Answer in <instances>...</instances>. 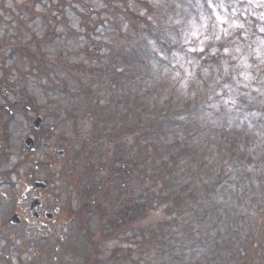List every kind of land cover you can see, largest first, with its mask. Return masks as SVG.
<instances>
[{"label":"rangeland","instance_id":"obj_1","mask_svg":"<svg viewBox=\"0 0 264 264\" xmlns=\"http://www.w3.org/2000/svg\"><path fill=\"white\" fill-rule=\"evenodd\" d=\"M59 1L64 3V8H62L64 17L62 20H65L66 16L69 21L68 25L73 29L78 30L77 26L80 25L81 21V16L72 10V8L75 7L79 13H83L84 19L94 21L92 23L97 26V31L99 34L96 36L98 41L101 40L102 42L106 41L107 43H113L115 48L121 47L119 50L115 51L114 56L112 55V59L115 58L114 61H111V58L104 59V62L93 60L90 65H102L100 69H97L96 71L94 70L93 73L105 72L107 76H118L122 73L120 78L122 81L127 83V85H124V87L127 88L125 92H127V96H130L132 99L131 102H127L131 104H127L126 106L127 129L123 130V132L124 134H127L133 130L138 132V141L142 146V150L140 149L138 151L139 154L144 152L146 153V156L147 154L152 155L150 152H146L147 146L149 147V143H151V141L162 143L163 141L164 154L166 155L167 152L172 151L169 153V155L172 156L173 161L171 163L173 166L175 164L177 166L185 165V161L190 163H196L199 161L197 159V154L188 155L182 161L177 160L175 157L176 152H183V154L187 152H185L184 148V146H186L184 138L181 137L179 133L175 134L173 132L174 128H168L166 132L161 131L160 135L156 134L154 130H149L146 128L148 122L151 120L154 122L155 118L157 117L156 114L160 103L158 104L157 100L153 101L151 98H145L144 93L146 91L159 89L160 91L156 95V97H158L162 91V88L166 86V95H169L168 91L170 89L176 90L175 94L177 99V107L179 105H185L189 98L192 97L188 81V78L192 76L189 73L192 66H189L187 61L184 62V59H190L191 56L189 55H193V52H195L197 55L199 53L204 55L213 53L215 54L218 46L210 47L212 36L215 33L216 39L219 40V42L224 43V53L229 56V62L234 61L232 62V69L238 71L242 68L245 70L246 67L250 68V63L246 61L248 57L244 54L246 50L237 39L230 35L234 32H237L238 29H242L245 25L252 24L253 19L250 17L246 19V17H244L246 16L247 11L250 12V10L245 11L249 3L252 4V7L258 8L257 10L252 8L254 10L252 13L254 15L259 13L262 16L258 14V19L264 21V0H234L235 2L230 13L228 12L229 7L226 8L225 6L233 0H185L183 2H181V0H108L110 3L104 0H3V2L0 3V48L4 45V52L0 53V56L6 57L0 58V82H2L4 85L16 84L13 89V91L15 90L13 95L12 93H9V101L11 103H13V101H19L20 95L18 91L20 88H23L24 93L29 95L27 99L34 100L39 112L53 113L57 116L56 118L49 117L47 120V125L49 129V125H51L53 121L56 120L57 122H60L59 127L57 130H55L58 132V134H60V132L63 130V125L71 126L69 125V120H71L72 125L78 124L79 126L84 127L91 125V129L94 127L92 124L97 123L96 127L103 130L100 132V134H98H102V137L100 138H96V136L93 134L85 135V137L81 135V133L78 135V139H76V146L70 147L69 156L67 155V170L65 171H63L65 164H62L61 162H55L53 163L54 165H52L49 163L50 160L48 158V150H51V147L53 146L49 145L48 147L45 143L47 138L44 137H50V133L47 134L44 132L42 135L43 138L41 139V142L44 149H41L38 154H36V158L47 162L50 174L55 177V182H51L50 184V190L48 191L47 197L51 202L50 204L52 205L57 204L55 202V197H57V199L63 203H69V210L75 213V211L78 209L77 206L79 204V200L77 191L74 187L79 179L81 182H83V185H87L89 183L85 177L77 173V168L75 171L73 166L76 165L78 167V165H82L84 167L94 165L95 161H98L100 158L103 162H106L109 159V153L104 151L105 145H109L107 140L114 139L115 135L117 136L120 133L117 131L123 126H116L115 120L113 125V116L111 114H100L102 110H108V108L105 107L106 100L103 98V96H99L100 93H102L101 91H104L105 88H108V83L105 82L107 81L106 75L104 77H100L99 79L95 77L93 82L90 81L92 76H85L86 79H89V83L86 84V80L84 79L81 81V79L77 77V74V78L74 79L69 73L63 69H59L56 66L65 63V61H63L59 56L60 52L63 49H66V47L71 51H77L82 47H91L92 44L84 42L83 39L76 40L73 38L69 40V43H65L63 39H56L57 41L50 44L40 42V40H42L45 36L47 26L52 24V18L59 14V8L57 6ZM242 2H244V6H246L244 7V11L240 10V4ZM205 5L210 6V10L206 13L205 10H207V8ZM89 6L93 7V11L89 10ZM127 8H129L128 11L133 12L134 17L142 18L139 20L132 17V23L127 26V34H130L135 41L137 39L135 32L136 24L144 22L145 17L146 20L152 21L155 27L166 33L172 42L175 44L178 43V48H173L170 43L169 46L171 49H173L170 53V56L175 60L176 66L178 65L181 69L179 71L180 75L178 72L173 75L165 74L160 79V74L158 73L157 68H155L154 60H152L154 57L151 54L146 55L145 53L143 54L142 52H137L135 41L127 40L128 38H121L119 40L117 38H114L115 40L112 39L113 36L117 35L118 37L120 34V32L118 33L115 29L118 26L114 20V17L118 15H124L123 12L126 13ZM238 11L241 13L240 17L236 16ZM46 14L52 18L45 23L41 18L43 17L42 15ZM21 20H23V22H21ZM53 25L57 26L56 24ZM245 29H247V27ZM65 30L66 28L64 27H60L58 29L59 33H64ZM246 36H248V34ZM146 41H148L150 47L156 51H159L157 41L154 38L151 36L147 37ZM258 42L260 43L255 50L256 53H254V58L257 61L262 62L264 65V38H259ZM26 45H28V47L33 50L41 49L44 59H37L33 55H29ZM124 55H127V67L124 66L126 62ZM70 59L75 60L76 62L83 61L84 64L86 63L89 65L83 58V54L80 53ZM80 59L83 60L80 61ZM194 61L197 62L195 59ZM117 62H120V64L122 63V65H118ZM146 63L150 64L151 69L146 68ZM102 67H104L105 70ZM42 68L46 70L45 73H42ZM254 68L256 69L255 72L259 74L260 71L257 69V67ZM125 72H127L126 75L124 74ZM210 73L211 72L208 70L205 71V75L207 76H209ZM52 80L58 83L61 86V89L58 88L54 92L50 93L45 92L43 90L44 85H50ZM246 80L248 82H252L251 75H247ZM235 84L238 85L239 83L235 81ZM112 85L113 87H111V89H117L115 84ZM84 90L88 92H86L88 95L91 93V97L94 95L95 97L97 96L101 101L100 104H96V100H91V104H89V100L86 95L82 94ZM247 92H249V90H247ZM220 93H222V90H215V93L211 96V98L214 99L215 97L220 96ZM24 100L25 97H23V101ZM0 101H2V98H0ZM161 101H163V99ZM139 103L140 106L138 108H133ZM214 104L215 103L211 101L207 106L214 110ZM6 105L8 106L9 104L6 103L4 108ZM131 106L133 109H130ZM226 106L231 108L232 105L227 102ZM209 112L210 111L204 112V114L198 115L197 118H199L201 122L206 121L208 119V117H206V113L209 114ZM59 114L61 119L59 118ZM15 115L16 119L12 122V124L10 125L8 123L9 129L12 131V139L10 144L11 148L5 149V151L7 152L6 154L12 159L10 166L17 164L18 160H23V162H19V167L16 168V173L14 172L13 175H10V177L4 175L7 176V178H5L0 173V178L3 177L2 179L8 183L0 184V264H8V262L3 260V258H5L7 255L10 256V262H12V264L20 263V255L22 258L26 256V264H51L49 262V255L58 257V259L53 264H81L82 257H84V260L91 258L92 250L89 245H86L82 242L81 236L78 237L80 231L79 229H77L78 234L74 233L73 221L70 218L64 223L67 228L66 232L60 230L61 226H57L55 230H52L54 237H51L49 242H55L58 245L54 246L50 244V249L47 245L48 243H46L45 240L36 239L35 235H37L38 230L31 228V221L28 226H2V219L3 222L5 221L6 223L8 216H11L13 211L16 209V202L20 200L21 195L27 186L26 181L28 173H32L35 170L31 164L26 163L28 161V159H25L26 153L22 154L20 146L24 142L20 139L25 135L26 132L30 131V129L28 130L29 125L26 126L27 122L22 114L15 113ZM231 115L232 113H227L226 118H230ZM74 118L77 120H72ZM213 122L217 128H220V121L218 118L213 120ZM3 124H5V121ZM134 124H136L137 127H134ZM79 126H77V128H79ZM113 127L118 130L113 132ZM166 127H169V125H166ZM263 127L264 122L256 123L254 121L253 127L248 122L242 121L239 127H237V131H232V135L244 140L245 144L248 146L253 144L255 146L254 156H257L259 154L258 149L261 145V134L258 132V130ZM104 131L109 133H105ZM227 140L232 142L228 135ZM48 141L52 143H58L62 140L58 138V135H53L48 138ZM172 144H175L176 147H172ZM61 147L66 146L62 145ZM99 150H101V153L103 152V154H101ZM245 150L246 149L243 146L241 151L238 153V157H244ZM94 151H96L95 155L89 158L92 160H89L88 157H90V154ZM203 156L205 155L201 153V157ZM125 157L127 158V152ZM223 160L227 161L225 158H223ZM115 164L120 165L124 169L127 167V164L123 162L122 159L116 161ZM220 164L221 163L219 161H215L214 166L210 167L208 171L202 170L201 174L203 175V178L206 177L210 179L211 176L209 178V175L213 173H210V170L218 172L220 169ZM3 167L4 170L8 168V166ZM49 171L42 170L40 173H38L39 178L43 180L49 179ZM251 172L254 179V185L260 191V194L264 195V176L261 177V179H263L262 183L259 178H255L257 171L252 170ZM234 174L235 173L233 171V173H230L229 176L232 177ZM155 178L166 183L164 180V169H161L158 174H152L149 177V179ZM243 178L246 180V177H240L242 180ZM163 187H166V185L163 184ZM167 193L168 192H165V195ZM212 193L218 201L217 208L219 211L221 210L223 212L225 208L230 207L232 204L235 205V201L232 202L231 200V198L234 197L232 193L225 192L221 187L216 185L212 189ZM212 193L210 194L212 195ZM155 196L156 195L153 196L152 193H147L144 196V199L150 200ZM160 203L161 201L155 204V206L159 207ZM26 206L27 205L25 204V206L22 208L23 211L27 210L24 209ZM151 212L152 211L148 209L147 205L145 208V213L150 214ZM197 212L203 217L202 210L198 209ZM235 213L236 212L232 214ZM192 216V214L187 215L186 218L188 222H190ZM156 218H158V215H154L152 218L146 221V223H149ZM209 219L211 218H207L205 224H207L210 227L212 233L215 234L216 227L211 226L212 222ZM227 219H231V215H229ZM99 220L100 217L98 214L93 213V218L90 222L94 231L100 227ZM132 220L133 221H131V223L136 221L133 218ZM136 226L144 227V224L138 223ZM129 227L132 230L137 228L135 226H131L130 224ZM221 229L222 226L218 229V231H221ZM244 229L247 231V237L253 239L254 234L251 235L253 232L251 231L250 225L246 221H244ZM128 230V232L127 230L122 232L119 235V238H114L112 241L101 243V253L98 257L101 262L99 264H134L132 259L135 260L139 254H134L130 250L127 252V249H137L138 245L135 243V240L138 238L134 237V241L127 242V234L133 235L134 233V231L130 232L131 230ZM186 231L187 235H189V227L186 228ZM140 233V229H137V235ZM184 233L185 231L182 230L178 234L174 233L173 237H166L164 239L165 246L161 245L162 249L164 250L159 254L162 259H169V254H171V252L176 254L177 251L178 254L175 257L182 258V250L179 252V248H177V246H179V241L183 240ZM167 235L169 236L170 234ZM177 236L179 237V241L177 240ZM206 241L208 243L212 242V238H208ZM53 247L57 248V251L60 250V252L65 253L67 259L70 261H67L62 256H59L58 253L53 250ZM156 247L157 246H153L149 250L144 249V246L141 247L142 261L140 264H148L154 259L155 255L158 253L156 251ZM188 247H191L195 253L204 250V246H198L194 243L187 245L186 250ZM117 249H123L125 251V259L112 260L109 257L111 253ZM195 253L191 252L188 255L194 256ZM75 254H79L80 257H82H74ZM37 255L43 256L39 257ZM44 256L47 257L44 258ZM127 256H131V259H129L132 262L127 261ZM253 259L255 261L254 256ZM258 261L259 260H257L256 264H259Z\"/></svg>","mask_w":264,"mask_h":264},{"label":"trees","instance_id":"obj_2","mask_svg":"<svg viewBox=\"0 0 264 264\" xmlns=\"http://www.w3.org/2000/svg\"><path fill=\"white\" fill-rule=\"evenodd\" d=\"M128 12L130 13V11L127 10V13ZM128 14H126L124 18H117V28L121 31H125V28L127 27ZM139 32L140 30H138V33ZM158 33L168 40V37H165L164 33ZM127 38L128 40L132 39L128 34ZM218 61L219 57H216L214 62ZM197 75L201 77L202 74L197 72ZM245 103L246 109L250 110L257 104V101L253 98L245 100ZM134 148L135 144H131L130 152L127 153L126 169L122 168L120 165L114 164V162L101 163L100 166L103 169V173L100 179L92 177L94 181H91L88 188L83 189L82 197L84 201H86L88 199V194L94 190V185L98 184L100 186V193L95 199V202H85L82 208L83 211L82 209V212L80 211L81 216L79 219L83 226V228H81L82 232L88 228L89 223L93 218V213H97L98 216L101 217L102 225H105L106 222L112 226L110 228H117L116 226L122 222L124 229H127L129 228V224H131V221L129 220L131 212L133 215H136L139 214L138 210L139 212L142 211L141 209H138L141 204L136 206L139 198L135 196L144 193L147 186L145 185V171L142 164H140V160H137ZM116 150L118 152V160H120L122 158L121 154H123V149L120 146H117ZM240 185L241 183L238 182L234 193L239 202H242L244 201V197L240 191ZM76 186L79 188L78 184ZM246 186H249V184L247 183ZM248 192H251L250 188L248 189ZM248 192L245 193L246 200L258 201L257 196L250 195ZM134 206H136V211L131 208ZM90 242H93V239ZM93 264H95L94 261Z\"/></svg>","mask_w":264,"mask_h":264},{"label":"flooded vegetation","instance_id":"obj_3","mask_svg":"<svg viewBox=\"0 0 264 264\" xmlns=\"http://www.w3.org/2000/svg\"><path fill=\"white\" fill-rule=\"evenodd\" d=\"M1 111V110H0ZM34 195H37V192H34ZM35 198V197H34ZM43 206V204H41V206L40 207H42ZM27 221H28V219H27Z\"/></svg>","mask_w":264,"mask_h":264}]
</instances>
